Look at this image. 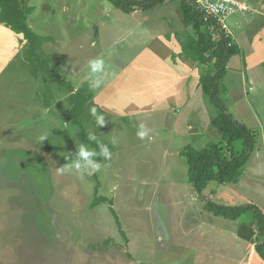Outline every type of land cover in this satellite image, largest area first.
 <instances>
[{"label": "rangeland", "instance_id": "rangeland-1", "mask_svg": "<svg viewBox=\"0 0 264 264\" xmlns=\"http://www.w3.org/2000/svg\"><path fill=\"white\" fill-rule=\"evenodd\" d=\"M22 1L36 5L28 22L45 37L40 52L74 89L86 82L91 96L78 116L81 126L73 124L70 91L41 71L34 75L26 61L25 41L18 42L22 36L0 23V264H191L203 237L192 234L187 213L202 214V221L193 224L196 231L209 228L208 216L218 225L228 219L205 207L212 200L206 189L199 193L188 182L179 152L187 144L202 148L215 143L226 153L230 146L233 153L241 149L240 142L225 145L210 124L218 110L207 95L201 91L204 98L197 100V85L208 65L181 52V43L193 34L192 24L184 20L178 3L168 0L129 13L119 8L104 12L100 0ZM207 30L217 35L215 29ZM170 51L172 59L178 58L176 62L192 73L197 103L191 107H179L175 85L183 80L172 76L163 59ZM97 57L105 61V75L101 87L93 90L87 65ZM229 62H237L235 55ZM244 86L253 87L248 95L260 117H234L254 126L257 143L242 167L244 181L225 186L235 190L234 204L261 206L264 83L249 77ZM235 95L242 96V88ZM91 108L105 118L103 126L90 115ZM141 125L148 130L143 139L137 135ZM83 131L87 137L95 133L112 153L110 160L99 161L103 168L93 175L69 169L70 160H63L81 143L92 148ZM98 196L107 200L92 207ZM251 212L240 218H251ZM246 226L238 223L237 234H245ZM212 233L217 238L225 235L224 247L232 248L228 232ZM231 252L219 253L237 257L240 248Z\"/></svg>", "mask_w": 264, "mask_h": 264}, {"label": "trees", "instance_id": "trees-1", "mask_svg": "<svg viewBox=\"0 0 264 264\" xmlns=\"http://www.w3.org/2000/svg\"><path fill=\"white\" fill-rule=\"evenodd\" d=\"M103 5V11L106 12L112 8H119L124 12H132L136 9L149 10L164 4L166 0H100ZM178 3L186 22L191 23L193 34H190L181 43V52L194 62L208 65L206 74L200 77L199 87L207 95L211 104H213L218 113L210 119V124L217 127L221 132V139L225 145H233L234 142H240L241 149L238 153L232 152L230 146L229 153H226L221 146L209 143L202 148H196L192 144L185 145L179 152V155L185 158L187 165V180L201 193L210 183H236L242 173V167L253 152L256 146V135L245 123L238 121L228 112L227 106L221 98V93L225 91L223 79L226 73L227 63L232 55L237 52L236 45L232 43V38L223 32H218L214 38L207 30V25L202 18L201 12L197 9L192 0H168ZM36 8V5L22 0H0V23L8 27L12 32L21 35L18 42L25 41V57L29 64L31 72L36 75L38 71L42 72L44 77H48L58 83L59 86L70 91L69 99L71 108L69 111V120L76 125L81 126L80 117L85 109L86 103L91 96L88 92V84L82 83L77 89L65 81L58 72L56 64H50L49 59L40 52L41 44L45 37L36 33L28 22L30 13ZM84 140L91 144L93 149L99 151L95 141L88 140L85 131H83ZM73 150L71 154L63 157L64 161L75 158ZM98 161L104 160L97 156ZM107 200L106 197H95L91 206ZM109 202V201H108ZM111 205V201L109 202ZM205 207L215 215H221L226 218L235 219L246 211H252L256 225L261 236L264 235V216L262 211L252 203L239 205L219 204L213 201H206ZM120 227L118 216L110 206ZM255 251L264 260V240L255 243ZM144 264V263H138Z\"/></svg>", "mask_w": 264, "mask_h": 264}, {"label": "crops", "instance_id": "crops-1", "mask_svg": "<svg viewBox=\"0 0 264 264\" xmlns=\"http://www.w3.org/2000/svg\"><path fill=\"white\" fill-rule=\"evenodd\" d=\"M254 2L258 4H255ZM251 4L255 9L254 12H241V16H238L239 18L234 17L237 16L238 13L231 16V19L234 17L232 22H234V20L237 18L233 24H230L229 22V30L231 32L234 44L237 48V52L234 54L237 62L230 63L229 59L226 67V73L223 79L225 91L221 93L222 100L225 102L228 112H230L233 117L234 115H236L240 118L244 116L245 118L260 117L258 110L253 107L254 100L251 101L249 99L248 94L251 87L245 88L244 83L247 84V79L249 77L255 78L256 82L259 84H261V82L264 83V0H251ZM163 59L166 60L167 65L170 67V73L172 74V76H179V79L181 77L183 80V82H178L175 85V87H178L179 101L182 102L179 107L187 108L193 106L195 102L197 103V100L199 102L200 98L202 97H200L199 93L201 94L202 90L200 89L199 85L196 84L197 88L199 89L196 100V96H194L196 87L192 82L191 71H186V67L183 66L181 62L177 63L176 61L178 60V58L176 61L173 60L171 51L169 57L167 55H164ZM235 78L238 79L237 83H235ZM184 82L186 83V86L183 85ZM238 88H242L243 90V95L240 97L235 95V91H237ZM251 90H253V87ZM203 98L204 96L201 99ZM242 106H245L246 109H242ZM173 107L178 106L174 105ZM240 122L244 123V121ZM246 125L249 126L251 131L257 134L255 132V129L253 128L254 126H251V124ZM218 131L221 135L219 129ZM244 171L245 170L243 169L238 181L234 183V185H237L241 181H244ZM252 175L254 179L258 178L257 174ZM225 185V183H210L205 191L207 199L210 198L213 201L212 198H214L218 201H216V203L227 205V203L221 201L220 199L224 198L229 201L232 200V204L229 205H239L238 203H233L235 190H229ZM218 195H220L219 198L217 197ZM203 199H206L205 195L203 196ZM246 203L251 202H245L241 204ZM257 207H259L264 216V203L263 205ZM241 215H239L235 219L225 217V219L228 220L221 225H218V223H216L213 216H208L209 228L196 231L193 229V224H195L196 222V224H199V222L202 221V214L198 211L188 212L187 218L189 222L192 223V227L190 229L192 234H198L199 236L203 237L201 243L197 244L196 248L194 249L195 253L191 264H214L217 263L220 259L221 264H264V260L261 259V257L255 251V243L257 241L264 240V235L261 236L259 234L256 225V219L253 213L251 218L249 219L246 217L240 218ZM234 223H236V226H234ZM238 223L239 225L247 223V231L245 234H237ZM228 226L232 230L229 229ZM213 229H218L221 233H223V231L228 232L231 238H233L232 248L226 249L224 245L226 241H228L227 237L225 235L221 236L220 238L215 237V234L212 233ZM202 244H204V246ZM237 248H240V255L237 256L238 258L233 255H229L230 253H232L231 250H237ZM222 249H225L226 251L228 250V252L230 253L220 254L219 252H221ZM204 258L208 259L209 262H207Z\"/></svg>", "mask_w": 264, "mask_h": 264}, {"label": "clouds", "instance_id": "clouds-1", "mask_svg": "<svg viewBox=\"0 0 264 264\" xmlns=\"http://www.w3.org/2000/svg\"><path fill=\"white\" fill-rule=\"evenodd\" d=\"M89 69V87L90 89L100 88L103 83V77L105 75V61L103 58L97 57L89 60L88 65ZM90 115L96 118L97 125L103 126L106 123L105 118L102 115H98L96 108L90 109ZM138 137L143 139L148 135V130L141 125L140 130L137 133ZM88 140L95 141L99 151L93 148H89L87 145L81 143L74 153V159H70V162L66 165L69 169H74L78 173L88 175H93L102 170L103 165L95 159L97 156L102 157L105 161H108L112 157L111 150L109 149L107 144L101 142L95 133L88 134ZM113 146L117 143L116 139L111 141ZM63 167L60 171H63Z\"/></svg>", "mask_w": 264, "mask_h": 264}, {"label": "built area", "instance_id": "built-area-1", "mask_svg": "<svg viewBox=\"0 0 264 264\" xmlns=\"http://www.w3.org/2000/svg\"><path fill=\"white\" fill-rule=\"evenodd\" d=\"M201 12L203 21L211 30L231 37L228 18L236 13L254 12L251 0H192ZM217 32V31H216ZM218 32L216 34H218ZM217 35L213 36L214 38Z\"/></svg>", "mask_w": 264, "mask_h": 264}]
</instances>
